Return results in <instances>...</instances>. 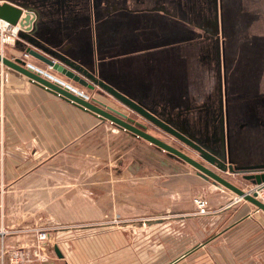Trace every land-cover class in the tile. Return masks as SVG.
I'll return each mask as SVG.
<instances>
[{"label":"crops","instance_id":"1","mask_svg":"<svg viewBox=\"0 0 264 264\" xmlns=\"http://www.w3.org/2000/svg\"><path fill=\"white\" fill-rule=\"evenodd\" d=\"M3 26L0 20V28ZM85 37L57 41L61 46L72 45L70 51L77 44L84 48L86 42L89 50L83 53L78 49L77 56L82 61L101 59L99 23L89 26ZM4 46L7 57H22L11 45ZM175 56L179 59L177 54L154 59L172 67ZM27 60L35 67L48 68L38 60ZM5 67L0 62V231L6 232L3 240L7 248L32 250L38 232L47 229L45 257L35 264H106L110 259L109 264H137L136 243L122 244L115 238L129 229L130 234L140 229L167 237L171 220L165 222V217L171 215L184 226L193 220L196 198L205 196L210 215L217 218L213 221L217 228L220 220L215 234L179 256L147 264H264L263 211L249 202L236 205L238 196L225 193L190 166L171 161L133 133L38 84L3 90L1 71ZM128 75L130 84L125 89L151 101L146 93L154 85L153 76ZM171 79L172 72L164 73V82H170L174 93L183 82ZM84 90L91 98L118 109L112 99L98 95L99 90ZM262 128L255 131L264 133ZM247 143L250 146L237 143L235 152L253 153L254 147L249 140ZM139 217H162V223L147 220L149 225L140 228L116 225L118 219L136 221ZM157 248L164 251L170 246L162 242ZM125 249L130 250L128 259L134 257L133 263L125 258L121 262ZM102 257L108 259L102 261Z\"/></svg>","mask_w":264,"mask_h":264},{"label":"flooded vegetation","instance_id":"2","mask_svg":"<svg viewBox=\"0 0 264 264\" xmlns=\"http://www.w3.org/2000/svg\"><path fill=\"white\" fill-rule=\"evenodd\" d=\"M12 1L27 4L34 10L38 40L43 44L53 43L57 50L69 56L79 58L78 49L86 53L87 48L77 44L76 49L70 51L72 45L61 46L58 41L83 38L89 26L99 23L101 59L95 58L92 62L79 58L86 67L95 73L101 72L102 80L131 99L155 109L172 130L206 154L210 155L209 148L230 157L227 165L233 161L235 165L246 167L264 164L256 160L236 161L234 152L237 143L246 144L242 135L247 130L264 127V0ZM238 6L243 9L237 10ZM175 23L185 30L184 35L170 36L169 27ZM215 23L217 34L207 33L205 29H214ZM171 39L178 41L173 44L176 48L177 45L184 47L185 56H179L178 61L184 63L187 57L190 59L191 79L180 83L174 93L164 82V73L172 72L175 65H163L161 60L154 59L169 54ZM128 74L142 79H146L147 74L153 76L154 85L146 93L151 101L125 90L124 84H130ZM101 97L112 99L119 106L118 110L143 123L151 135L203 163L196 147L140 119L102 91ZM153 146L171 161L190 166L203 179L224 190L184 160ZM218 173L232 181L233 175ZM245 175L240 174L243 178Z\"/></svg>","mask_w":264,"mask_h":264},{"label":"water","instance_id":"3","mask_svg":"<svg viewBox=\"0 0 264 264\" xmlns=\"http://www.w3.org/2000/svg\"><path fill=\"white\" fill-rule=\"evenodd\" d=\"M33 12L34 10L27 4L17 3L12 0H0V20L7 24L8 29L18 25L21 27L13 47L17 51L25 54V58L7 57L0 50V62L3 65L25 75L31 80H34L36 84L78 107L91 111L100 118L107 119L118 125L120 128L135 134L137 137L179 157L197 169L204 178L213 179V181L221 187L232 191L238 197L243 198L245 201L253 204L259 210L264 212V202L258 199L256 193H246L244 188L234 184L232 181H229L218 173H229L231 175L246 174L244 179L249 181L253 186H264V164L246 167L235 165L233 161L227 165V161H231L230 157L227 158V156L220 155L219 152L209 148H207V152L210 153V155L206 154L200 148L194 146L184 138L180 133L178 134L172 130L169 125L159 118L160 114L155 109L145 106L140 101L131 99L121 91L117 90L114 86L102 80L101 72L98 74L91 71L78 57L69 56L60 52L56 49V46H54L53 43H51V45L43 44L38 40L37 26L34 24ZM205 30L211 35H216V23L214 29L206 28ZM22 44H25V47H21L20 45ZM27 57L40 61L48 68H51L54 72L62 75L84 89L91 91H96L97 89L99 90L98 95H101L102 91L122 105L125 110L138 115L140 119L159 127L163 131L170 132L175 136L177 135L181 141L198 149L201 153L203 163L151 135L145 130L146 126L143 123L130 118L124 111L109 106L95 97L87 100L85 97L79 96L62 87L61 84L50 81L48 78L42 76L40 72L36 71L34 65L28 62ZM57 255L60 258L63 257L59 252Z\"/></svg>","mask_w":264,"mask_h":264},{"label":"rangeland","instance_id":"4","mask_svg":"<svg viewBox=\"0 0 264 264\" xmlns=\"http://www.w3.org/2000/svg\"><path fill=\"white\" fill-rule=\"evenodd\" d=\"M238 9L241 10V9H243V7L238 6L237 10ZM251 9L252 8H250V10ZM176 33L179 36L180 34L184 35L186 32L183 28H180L179 25H177L176 23L171 24L169 27L170 36H174ZM97 36L99 39L100 35L97 34ZM84 37L85 36L83 35L82 39H84ZM0 39H1V37H0ZM171 40H173V39H171ZM99 44H100V41H99ZM177 44H178V41H177ZM10 45H11V47H13L15 44L7 43V44H5L4 47H7V46L10 47ZM83 46L89 49L88 43L83 44ZM81 47H82V45H81ZM0 50L4 54L5 48H3V46H2V41H0ZM15 51L17 52V54H23L21 56L24 57V55H25L24 53H20L17 50H15ZM170 54H177L178 56L183 57L184 47L182 48V46L177 45V48H176L175 46L170 45L169 55ZM5 56H7V55H5ZM29 58H31V57H27V59H29ZM31 59H34V58H31ZM171 61L173 64H175V65L177 64L176 67H174L172 69L171 81L184 82L185 80H187L186 83H188L191 79V77L189 76V72H188V69L190 66L189 57L186 58L184 63L178 62L177 56H175ZM185 65H186V67H184ZM188 76H189V81H188ZM110 80L112 82H114V80H112V79H110ZM168 84H170V82H168ZM124 85L127 86L128 84H124ZM168 88H172V87L169 85ZM187 88L192 90V91L196 90V88H192V89L190 87H187ZM125 90L128 91V88ZM246 132L247 133H244L242 135L243 140H245V142L247 144L245 146H250L247 143V141L249 140L251 143V146L254 147V152L253 153H238V152L234 151L236 154L235 156L239 157L241 159H244V160H256L257 162H264V138H263L264 133L261 131L260 132H257V131L253 132L252 130H247ZM164 155H165V153H164ZM155 157H157V156H155ZM231 177L233 179L232 182L234 184H236L238 186H240V185L243 186L242 188H244L245 190H248L252 186V184L249 181L245 180L240 175H233ZM223 191H225V193H228L230 195L237 196L235 193H233L232 191H230L228 189L224 188ZM204 197L201 196V198H204ZM205 200L208 202V208H207L208 212L205 214L199 213L197 211L196 203L194 202V206L196 209L193 210V214H194V216H192L193 220H190L189 222L185 223L184 226L179 225L176 222V221H178V219L173 218L171 215L168 217H165V218H167V219H165V222L171 220V224L168 227L169 229H167L170 234L167 237L162 236L161 232L158 233V231H157V233L156 232L151 233L150 231L147 232V230H140V229H138L137 234H130L129 233L130 229H129L126 234H121V235L119 234L120 236L117 237V239L115 238V241L116 242L119 241L122 244H125L126 242H129V241H132V243H136V245H137L136 263L137 264H147L149 261L154 260V259L159 262L162 259L167 258V257L171 258V257L179 256V255L183 254L184 252L188 251V249L190 247H192V246L194 247L197 244H200V243L208 240L211 236H213L215 234L216 230L218 228H220V226H219L220 220H218V224H219L218 228L216 225L213 224V221H215V219H217V218H216V216L210 215L211 208H210L209 199L208 200L205 199ZM243 202H247V201L242 199L239 202L237 201L236 205L243 203ZM161 219H162V217H158V219L156 217L153 220H155L154 222H161L162 223ZM147 220H152V219H147L145 217H139L135 221V219L124 218V219H118L116 222V225L117 226H119V225L137 226L138 228H140V227H146L149 225V223H147ZM156 220H158V221H156ZM162 226H163V224H162ZM144 229H146V228H144ZM40 231H46L49 233V231L47 229H43ZM179 231L181 232V234H178ZM162 242H164L165 245L167 244V246H170V248L166 249L164 251H162V249L157 248V245L160 246L162 244ZM150 245H154V247H153L154 249H152V248L149 249V247H151ZM205 251L207 252V250H205ZM112 252H113V250H111V253ZM128 252H130L129 249H127V251H126V249H125V251H122L121 262L124 263V258L127 259L128 261H131L132 263L135 261L134 257L130 260L128 259V257L130 256L128 254ZM134 252H135V250H134ZM149 254H153V256H151ZM208 254H210L209 250H208ZM189 257H190V255H189ZM107 259H108L107 257H102L101 260L104 261ZM111 261H112L111 259L106 261V264H109Z\"/></svg>","mask_w":264,"mask_h":264},{"label":"built area","instance_id":"5","mask_svg":"<svg viewBox=\"0 0 264 264\" xmlns=\"http://www.w3.org/2000/svg\"><path fill=\"white\" fill-rule=\"evenodd\" d=\"M21 27L18 25L16 27H12L8 29L7 24L4 23V26L0 28V37L2 41V46L5 44H15L17 40V36ZM36 71L40 72L42 76L48 78L52 82H57L61 84L62 87L68 89L69 91L85 97L87 100L91 98V96L86 93V91L73 84L70 80L67 81V78L64 79L63 76L54 72L51 68L41 69L39 67H35ZM1 82L3 90H23L29 83L36 84L34 80L29 79L25 75L9 68H2L1 71ZM246 193L249 194H257L259 200L264 202V186H251L248 190H245ZM243 198L237 197L235 202L241 201ZM197 211L199 213L205 214L208 212V202L201 197H197L195 200ZM6 232L0 231V264H35L38 261H42L45 257L46 253V241L49 238V233L46 231H39L36 237V245L32 250L25 248H15L9 249L6 247L4 243V236Z\"/></svg>","mask_w":264,"mask_h":264}]
</instances>
